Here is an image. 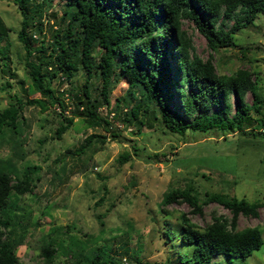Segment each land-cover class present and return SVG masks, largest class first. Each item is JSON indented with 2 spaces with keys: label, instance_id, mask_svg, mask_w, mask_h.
Here are the masks:
<instances>
[{
  "label": "rangeland",
  "instance_id": "374dc122",
  "mask_svg": "<svg viewBox=\"0 0 264 264\" xmlns=\"http://www.w3.org/2000/svg\"><path fill=\"white\" fill-rule=\"evenodd\" d=\"M35 5L45 40L52 38L54 30L65 29L67 10H73L67 0H29L27 10L32 12ZM20 20L17 4L0 0V52L5 56H0V110L14 97L50 101L31 85L25 51L17 39ZM182 29L195 53L203 60L211 58L217 73L247 70L259 92L264 93V13L257 12L250 24L234 33L231 46L216 51L208 47L191 21L183 19ZM32 33L28 35L30 46L37 48L42 34ZM47 80L53 96L63 99L64 109L57 104L46 109L26 105L20 134L12 135L7 127L0 132V170L20 177L28 169L35 184L32 193L20 197L15 218L20 223L14 226L21 239L16 249L19 264H46L39 251L48 232L58 243L54 264H95L98 247L105 256L124 264H177L179 257L188 256L193 248L192 243L181 240L180 214H186L199 229L214 218L231 223L228 209L206 202L205 195L213 192L261 203L256 216L239 214L235 228L258 226L262 235V245L251 255L240 258L219 254L213 264H264L262 129L208 133L189 129L179 135L163 126L155 104H150L145 114L140 113L141 125L127 123L122 121L121 108L124 111L132 105L138 95L128 97L127 81L118 79L110 84L106 103L99 93L96 74L90 80V96L109 126H89L78 116L82 104L74 97L83 83V71L77 69L70 81L61 72ZM115 98L121 99L120 108L115 107ZM251 101V93L246 92L244 102ZM230 103L232 113V97ZM61 115L73 116V123L56 137ZM250 115L257 117L259 113L251 110ZM90 134L97 137L78 152L76 149ZM170 188L193 190L200 212L181 200L162 205L163 194Z\"/></svg>",
  "mask_w": 264,
  "mask_h": 264
},
{
  "label": "trees",
  "instance_id": "16d2710c",
  "mask_svg": "<svg viewBox=\"0 0 264 264\" xmlns=\"http://www.w3.org/2000/svg\"><path fill=\"white\" fill-rule=\"evenodd\" d=\"M13 2L21 15L17 39L25 51L31 85L50 101L45 102L41 97L25 100L14 97L0 110V132L7 127L12 135L20 134L26 105L46 109L57 104L64 109L63 99L53 96L47 78L61 72L70 81L77 69L83 71L84 80L74 97L82 104L78 116L89 126L104 129L109 126L107 117L99 115L95 100L90 96V80L96 74L100 79L99 93L106 103L109 86L118 79L127 81L128 97L138 95L132 105L124 111L121 108L124 122L136 121L141 125L140 113L145 114L149 105L155 104L163 126L179 135L189 129L203 133L212 130L245 132L257 127L264 131V93L259 92L251 74L244 69L230 74L217 73L211 58L203 60L195 53L182 29V20L187 19L211 50L231 46L233 34L250 24L257 12L264 13V0H67V6L73 10H67L65 29L54 30L50 40L44 39L41 19L35 16H39L37 6L29 12V0ZM29 31H33V35L42 34L37 48L30 46ZM0 56L5 57L2 52ZM246 92L252 95L250 104L244 102ZM120 102V98H115L116 108H120ZM251 110L258 111L259 116H251ZM61 116L55 129L56 137H61L73 123V116ZM95 137L96 134L86 136L76 150L85 149ZM15 144L17 150L19 143ZM34 188L28 169L20 177L0 170V264H19L16 249L21 239L15 231L19 223L15 218H18L20 197L32 193ZM179 200L187 202L194 212H200L198 197L189 188H170L164 192L161 202L167 205ZM205 200L228 209L232 214L231 223L214 218L212 223L199 229L186 214H180L181 240L192 243L193 248L188 256H180L177 264H213L219 254L244 258L262 245L258 226L235 228L239 214L256 216L261 203H250L224 192L206 194ZM56 245V239L48 232V239L43 241L39 251L46 264H54ZM93 263L124 264L105 256L99 247ZM143 264L163 263L146 261Z\"/></svg>",
  "mask_w": 264,
  "mask_h": 264
}]
</instances>
